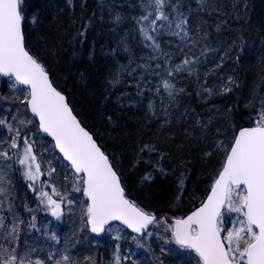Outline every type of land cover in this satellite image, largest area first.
<instances>
[{"label":"trees","instance_id":"1","mask_svg":"<svg viewBox=\"0 0 264 264\" xmlns=\"http://www.w3.org/2000/svg\"><path fill=\"white\" fill-rule=\"evenodd\" d=\"M154 8L152 0H23L21 11L27 49L109 156L128 198L160 221L150 237L113 224L127 232L118 243L121 264H201L166 229L203 203L238 130L257 125L264 113V0H166L172 23L149 28L158 48L141 31L157 14ZM149 12V21L141 22ZM183 18L180 31L175 25ZM164 80L174 86L171 95ZM13 83L0 76V119L20 130L21 144L9 149L16 133L0 125V152L12 157H0V215L8 226L14 218L23 221L18 252L34 248L33 257L47 260L52 251L59 259L72 219L58 221L42 209L18 163L24 137L34 142L37 157L45 151L41 142L54 146L28 110V90L17 85L16 91ZM67 184L79 203L77 242L96 240L91 259L78 257L74 264H114L107 259L108 232L89 236L82 230L88 204L83 181L79 191ZM53 232L59 243L49 239Z\"/></svg>","mask_w":264,"mask_h":264},{"label":"snow or ice","instance_id":"2","mask_svg":"<svg viewBox=\"0 0 264 264\" xmlns=\"http://www.w3.org/2000/svg\"><path fill=\"white\" fill-rule=\"evenodd\" d=\"M22 3L23 0H0V74L14 78L15 83L11 85L13 88L18 84L29 86L30 99L26 98V102L31 112L39 117L40 128L55 138L56 146L71 162L75 172L85 173L82 178L85 185L83 191L90 199L86 215L91 231L104 232L105 225L118 220L141 236L150 237L152 233L147 231L149 225L160 221L154 214L142 210L126 198L120 177L113 170L107 156L80 126L65 96L53 87L44 66L26 50ZM152 3L157 14L150 20L148 27H142L141 31L158 48L159 45L155 44L153 36L149 34V28L154 30L157 21H167L169 24L172 21L164 11L166 0H152ZM150 16L151 12L140 17V21H149ZM186 23L187 19L183 18L175 26L184 31L182 26ZM189 63L188 60L183 62L184 65ZM176 68L181 70L180 65ZM163 87L169 90V95L172 94L174 86L167 80L163 81ZM19 123L26 126L24 120ZM0 125H7L10 131L16 133L7 147L12 150L20 148V130L13 129L6 119H0ZM33 147L34 142L24 137L22 157L18 163L24 166L25 178L35 182L42 172ZM13 155L16 153L13 152ZM0 157L12 159L8 151L0 152ZM54 171L50 169L48 175ZM29 186L38 193L41 203L51 211L52 216L59 220L63 215L65 197L60 195L55 186H52L51 192L44 191L43 184L39 190L34 183ZM4 192L0 187V196ZM54 195L59 199H54ZM67 203L71 204L72 201ZM3 204L4 201L0 199V208ZM8 208L11 209V204ZM232 213L236 214L235 218L226 222L225 217ZM20 223L23 221L14 218L12 225L8 226L5 217L0 215V264H47V261L53 264H74L66 251L61 253L59 259H55L54 252L49 251L47 260L39 257L34 259V248L18 252ZM31 227L36 226L33 223ZM166 230L171 231L172 240L177 245L194 251L201 264H264V113L260 114L256 127L244 128L235 137L206 202L186 218L175 219ZM49 239L59 243V237L54 232ZM123 259L127 260L128 257L124 256ZM114 261L115 264H121L119 245Z\"/></svg>","mask_w":264,"mask_h":264},{"label":"rangeland","instance_id":"3","mask_svg":"<svg viewBox=\"0 0 264 264\" xmlns=\"http://www.w3.org/2000/svg\"><path fill=\"white\" fill-rule=\"evenodd\" d=\"M14 90L18 91L16 88H13ZM27 92V91H26ZM30 141V140H29ZM52 145L54 146L53 142ZM41 146L44 148L45 151H43L42 154H40L37 157L38 162L41 165V172L42 175L39 177V179L35 182L29 181L27 180V182H29V184H33L35 185V187H37V189L39 190L41 188V185H45L44 187V191H48L51 192V188L52 186H55L56 189L58 190V192L60 193L61 196L65 197V203L63 205L64 211H63V215L60 217V219L58 221H61L65 218H71V225L73 224L74 226V230L73 231H68L66 236H64V238H61V253L62 252H67V254L70 255V257L72 258V260L75 261L77 260V258L81 257V258H85L89 256V252H90V248L95 247L96 244L94 242H96V240H86L83 241L81 244H79L77 242L76 237L78 236V233H81L80 230V224H79V220L77 218L78 216V209H79V203H76V200L73 198L74 193H73V189H71L69 192L68 191V182L72 183V184H76L75 186H77L80 182L83 181V177L82 176H78V175H73L74 171L72 170L71 166L66 162L67 165H65V163L61 160H59L58 158H56V155L54 154V149L52 148V146L50 145V149L48 148L47 144H44L43 142H41ZM34 151V150H33ZM57 152V151H56ZM35 153V152H34ZM20 155L22 157V149L20 150ZM23 168V173H24V166L22 165ZM50 169H55L54 172L51 173V175H48ZM80 188V187H79ZM78 186L75 187V190L77 191V189H79ZM39 196V195H38ZM54 199H59V197H56L54 195L53 197ZM40 199V197H39ZM67 201H72L71 204L67 203ZM76 206L73 207V205ZM43 206V210L48 213V215L53 218L56 219V217L52 216L51 211L48 210V208L42 204ZM88 207V206H87ZM232 215H236L235 213H232ZM86 216V226L87 229H82L84 231L85 234L87 235H91L92 232L89 229L88 226V217ZM79 226V227H78ZM82 228L83 225H82ZM108 232V240L106 242V249L111 253H108V257L107 259L109 261H114V255L115 252H113L114 249H116V245H118L119 243V239L123 238L124 236H121V234H126L127 232H124L122 230V228L119 225H112L108 228L107 230ZM116 237H119V239H117ZM94 241V242H93ZM90 247V248H89ZM37 256L33 257L34 259ZM40 259H42L41 257H39ZM78 258V259H79ZM45 260V259H43ZM50 262L47 261V264H49ZM115 264V262H113Z\"/></svg>","mask_w":264,"mask_h":264},{"label":"water","instance_id":"4","mask_svg":"<svg viewBox=\"0 0 264 264\" xmlns=\"http://www.w3.org/2000/svg\"><path fill=\"white\" fill-rule=\"evenodd\" d=\"M23 30H24V26H23ZM24 35H25V34H24ZM25 48H26V50H28L27 47H26V40H25ZM28 51H29V50H28ZM29 53L31 54V52H29ZM31 55H32V54H31ZM47 72H48V71H47ZM48 75H49V79L51 80V82H52V84H53V87H55V88L57 89V91L61 92V93L65 96V98H66V102H67L69 108H71V110H72V114H73V115L76 117V119L80 122V126H81L82 128H84L85 131H87V132L92 136L93 140L96 142L97 146L100 148V151L103 152L105 156H107L109 163H110V164L112 165V167H113V170L116 171L117 175L120 177L119 173L117 172V170H116L115 167L113 166V164H112V162H111L109 156L105 153V151L103 150V148L101 147V145L98 143V141L95 139L94 135L90 132V130H89L87 127H85V126L83 125V123L81 122L80 118L77 116V114H76L75 111L73 110L72 106L70 105V103H69V101H68V97H67V95H66L64 92H62L57 86H55V84L53 83L52 78H51L49 72H48ZM0 76L3 77V78H11V77L5 76V75H3V74H0ZM12 79H14V78H12ZM19 85L22 86V87H24V88H27L28 91H30V88H29L28 85H23V84H19ZM29 99H30V97H29ZM28 109H29L30 113L36 118V120H37V122H38V124H39V130H40V133H41L43 136H46V137H49V138L52 139V141H53V143H54V146H55L56 150L61 154V156L63 157V159H64L65 161H67V162L70 164V166L72 167L73 171L75 172L74 167L71 165V162H70L69 160H67V159L63 156V153L60 152L59 148L56 146L55 138H54L53 136H51L49 133L44 132V131L40 128L39 117H38L37 115H35L34 113L31 112V110H30V106H29V105H28ZM252 127H256V126H255V125H254V126H246V127L241 128V129L237 132L236 137L239 135V132H240L242 129H244V128H252ZM233 143H234V142H233ZM75 173H76V172H75ZM76 174L79 175V176H83V177L85 176V173H76ZM217 178H218V176H217ZM217 178H216V179H217ZM120 184H121V187L124 188V186L122 185V182H121V177H120ZM84 187H85V185H84ZM210 191H211V190H210ZM124 192H125V196H126V198L129 199V198L127 197V195H126V190H125V188H124ZM84 195H85V193H84ZM209 195H210V192H209L208 196H209ZM85 196H86V195H85ZM208 196H207V197H208ZM207 197H206V199L204 200V202H206ZM86 198H87V200H88V205H89V204H90V199H89L87 196H86ZM129 200L132 201L131 199H129ZM132 202H133V201H132ZM204 202H203V203H204ZM133 203H134V202H133ZM203 203H202V204H203ZM134 204H135V203H134ZM202 204H201L199 207L194 208L189 214H187V215H185V216H183V217L175 218V219L186 218L188 215H191L192 212H194V211H196L198 208H200V207L202 206ZM135 205H136L137 207H139L137 204H135ZM139 208H140V207H139ZM142 210H143V209H142ZM175 219H174V220H175ZM174 220H173V221H174ZM112 223H119V224H121L122 226H124L125 228H127L130 232H132V233H134V234H137V235L141 236L140 234L136 233L132 228H129L127 225L123 224V222L118 221V220H116V221H110L109 224L105 225V231H104V232H101V233H93V232L91 231V225H90L89 223H88V226H89V228H90V231H91L93 234H95V235H102V234H104V233L106 232L108 226L111 225ZM152 226H153V225H149V228L147 229V231H149V230L152 228Z\"/></svg>","mask_w":264,"mask_h":264},{"label":"bare ground","instance_id":"5","mask_svg":"<svg viewBox=\"0 0 264 264\" xmlns=\"http://www.w3.org/2000/svg\"><path fill=\"white\" fill-rule=\"evenodd\" d=\"M29 52H30V51H29ZM46 71H47V70H46ZM49 74H50V73H49ZM50 76H51V74H50ZM242 128H243V127H242ZM240 129H241V128H240ZM240 129H239V130H240ZM239 130H238V131H239ZM235 137H236V136H235ZM234 139H235V138H234ZM233 142H234V140H233ZM232 144H233V143H232ZM121 182H122V179H121ZM122 185H123V182H122Z\"/></svg>","mask_w":264,"mask_h":264}]
</instances>
